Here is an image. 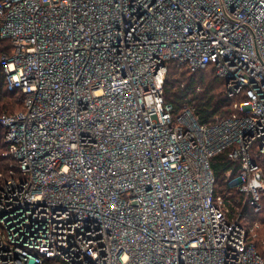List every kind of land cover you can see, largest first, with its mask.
<instances>
[{
    "label": "built area",
    "instance_id": "built-area-1",
    "mask_svg": "<svg viewBox=\"0 0 264 264\" xmlns=\"http://www.w3.org/2000/svg\"><path fill=\"white\" fill-rule=\"evenodd\" d=\"M0 39L24 97L0 118V264H264L244 216L264 193V0H0ZM172 61L213 66L237 113L174 115Z\"/></svg>",
    "mask_w": 264,
    "mask_h": 264
},
{
    "label": "trees",
    "instance_id": "trees-1",
    "mask_svg": "<svg viewBox=\"0 0 264 264\" xmlns=\"http://www.w3.org/2000/svg\"><path fill=\"white\" fill-rule=\"evenodd\" d=\"M11 52L10 41L0 39V59L3 54H10ZM164 88L166 101L173 105L174 115L182 113L185 107L192 106L195 108V115L201 125H212L226 117L232 116L237 113L234 104L243 100V97L232 99L227 96L225 81L216 76L213 66L192 72L186 66H181L172 61L168 65ZM23 99L21 91L9 88L5 71L0 62V118L4 114L21 111L24 108ZM4 133V129L0 126V188L4 179L7 178L12 165V159L3 156L6 147L4 144ZM255 161L264 172V155H256ZM233 165L235 164L229 159L227 153L218 154L210 161L211 170L215 178V193L216 195H221L232 210H234V205L228 196L231 190L226 181V174L231 169L233 170V176L237 174L239 164L234 167ZM237 165L238 168L236 167ZM261 200L263 202L264 197ZM244 212V216L250 217L253 221L250 223L255 226L254 231H258L256 237L253 233H250L249 240L255 244L258 254L264 257V217L258 223L254 210L247 208ZM248 222L246 219V223Z\"/></svg>",
    "mask_w": 264,
    "mask_h": 264
},
{
    "label": "rangeland",
    "instance_id": "rangeland-1",
    "mask_svg": "<svg viewBox=\"0 0 264 264\" xmlns=\"http://www.w3.org/2000/svg\"><path fill=\"white\" fill-rule=\"evenodd\" d=\"M264 173V172H263ZM228 196H229V198H231V201H232V204L234 205V207H233V209L234 210H237V208H240L241 207V203H238V202H240V196H239V194L238 193H236L235 192V190H231L230 192H229V194H228ZM264 197V193H263V196H262V198ZM261 205H262V208H261V210L259 211V212H255L256 213V221H258V223H260L259 221H260V219L262 218V217H264V200H263V202H262V200H261ZM244 211H246V209L244 210ZM249 211V210H248ZM245 213V212H244ZM246 219L249 221V223L250 222H253L252 220H251V218L250 217H246ZM252 219H253V217H252ZM245 222H246V220H245ZM251 227L250 228H253V231H252V233H253V235H255V237H256V234H258V231L256 232V231H254V229H255V226H253V223H250L249 224ZM257 225V224H256ZM260 225V224H259ZM262 227V226H261ZM258 228V227H257ZM255 233V234H254ZM261 248V247H260Z\"/></svg>",
    "mask_w": 264,
    "mask_h": 264
}]
</instances>
